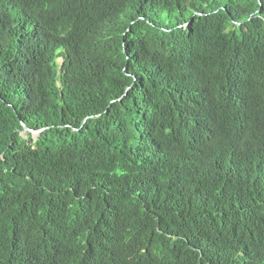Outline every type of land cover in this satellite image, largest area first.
<instances>
[{
    "label": "trees",
    "instance_id": "trees-1",
    "mask_svg": "<svg viewBox=\"0 0 264 264\" xmlns=\"http://www.w3.org/2000/svg\"><path fill=\"white\" fill-rule=\"evenodd\" d=\"M0 264H264V0H0Z\"/></svg>",
    "mask_w": 264,
    "mask_h": 264
},
{
    "label": "water",
    "instance_id": "water-1",
    "mask_svg": "<svg viewBox=\"0 0 264 264\" xmlns=\"http://www.w3.org/2000/svg\"><path fill=\"white\" fill-rule=\"evenodd\" d=\"M62 62H64L63 59H61ZM23 126V130L21 132V135L25 136L27 133H31L33 135V137H37L40 133H41V130L40 131H34V130H31L29 129L28 127H26L24 124H22Z\"/></svg>",
    "mask_w": 264,
    "mask_h": 264
},
{
    "label": "rangeland",
    "instance_id": "rangeland-1",
    "mask_svg": "<svg viewBox=\"0 0 264 264\" xmlns=\"http://www.w3.org/2000/svg\"><path fill=\"white\" fill-rule=\"evenodd\" d=\"M58 63H59V64L62 63L61 59L59 60ZM25 136H27V134H26ZM25 136L22 135L23 138H26Z\"/></svg>",
    "mask_w": 264,
    "mask_h": 264
}]
</instances>
